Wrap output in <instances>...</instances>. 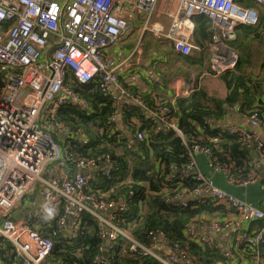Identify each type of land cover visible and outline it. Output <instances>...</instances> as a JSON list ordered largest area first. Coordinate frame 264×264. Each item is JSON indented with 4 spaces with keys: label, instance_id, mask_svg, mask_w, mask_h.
I'll list each match as a JSON object with an SVG mask.
<instances>
[{
    "label": "built area",
    "instance_id": "obj_1",
    "mask_svg": "<svg viewBox=\"0 0 264 264\" xmlns=\"http://www.w3.org/2000/svg\"><path fill=\"white\" fill-rule=\"evenodd\" d=\"M161 1L0 0V242L13 248L17 264L48 262L53 242L44 236V231L50 227L51 215L58 207L62 214L55 222L57 233L69 241L76 239L85 214L94 218L102 240L100 254L93 261L96 264L112 261L118 238L128 242L117 251L123 258H151L160 264H195L193 257L177 243H167L161 233L146 245L133 239L120 219L128 208L127 201L122 197L108 200L106 192L91 190V183L98 176L108 177L117 170L109 155L74 161L44 128L46 120L59 109L70 105H77L81 110L90 108L89 102L81 100L67 85L66 79L71 75L83 86L100 82L102 92L114 105L119 106L122 99L129 100L142 113L150 115L153 126L158 124L165 133L172 131L181 137L176 109L162 106L151 111L146 103L127 93L119 83L122 64L105 58V49L137 31L138 43L145 34H151L157 40L170 42L175 53L190 56L201 49L193 41L194 19L203 17L210 22L208 46L213 55L212 70L222 73L231 69L237 60L231 52L230 60L224 62L220 54L224 43L235 39L237 27H256L259 12L240 7L236 0H172L176 2L174 11L163 12L159 9ZM254 2L264 8V0ZM161 16L167 19L166 27L158 20ZM5 24L9 26L3 30ZM124 112L118 109L106 126L118 125L129 141L143 140L145 134L140 126L122 125ZM248 120L252 128L263 131L264 121L257 112ZM50 126L62 140L85 143V136L79 130ZM219 129L212 143L230 136L253 141L264 169V139L259 134L237 124ZM186 147L190 162L181 172L173 165L162 169V188L168 192L176 189L174 195L164 199L165 209L186 208L196 201V207L233 210L238 222H261L249 232L236 233L226 248L199 234L196 227L219 234L231 226L232 220L218 222L201 218L199 224L187 226L186 237L203 251L217 252L224 261L215 264H264V211L221 190L199 173L195 157L202 154L209 160L208 149L198 145ZM70 164H74L71 169ZM210 165L229 185L245 186L254 180L237 182L229 175V168L217 163ZM155 168L160 170L156 163ZM189 177L201 185L191 191L180 190L182 181ZM247 255L251 258L245 260Z\"/></svg>",
    "mask_w": 264,
    "mask_h": 264
},
{
    "label": "trees",
    "instance_id": "obj_2",
    "mask_svg": "<svg viewBox=\"0 0 264 264\" xmlns=\"http://www.w3.org/2000/svg\"><path fill=\"white\" fill-rule=\"evenodd\" d=\"M236 4L243 8L259 7V24L256 27H242V34H238V40L233 44L237 51L238 62L233 70L222 73L221 79L225 83L228 94L224 100L207 97L202 90L195 91L189 96L179 98L172 105L170 101H162L154 104V101L139 97L151 111H157L162 106L176 109V125L181 133L178 137L174 132L165 133L156 131L149 119L142 113L138 106H133L130 112H124L121 117L123 126L136 127L134 120L141 123L140 131L144 132L143 140L132 139L129 141L122 134L118 125L111 128L106 122L118 110L106 94L102 92L101 83L95 81L89 85H79L75 79L68 75L67 85L78 94L81 100H86L90 108L81 110L77 105H70L59 109L53 116L46 120L44 128L55 138L58 144L68 151L74 161L99 155H109L111 162L117 170H113L108 177L98 176L91 183V190L106 192L108 200H116L119 197L125 199L128 204L124 214L120 216L124 220L123 226L128 229L130 236L136 241L149 244L151 238L159 233L167 243H177L186 251L189 257L194 258L195 264H215L224 261L217 252L203 251V248L186 237L187 226L191 223H200L201 218L213 219L219 208L190 202L189 206L180 209H165L164 199L174 195L176 189L168 191L162 188L164 177L162 169L173 165L182 169L189 162L187 147L198 145L210 151L209 162L217 163L229 168L230 176L237 182L256 179L257 166L253 162L251 153L255 152L256 144L253 141H245L235 136L225 137L219 143H212L211 139L220 130L214 129L210 121L221 119L228 108L240 105L241 112L249 117L257 112L264 121V79L251 81L246 76V68L253 42H264V8L257 5L254 0H236ZM196 31L202 33L210 27V23L203 17L194 19ZM9 24L3 25L5 30ZM200 45V44H199ZM122 88L132 95L128 87L121 83ZM136 96V95H135ZM54 127H67L72 131L79 130L85 139V143L79 145L74 139L62 140ZM133 127V128H134ZM264 131V128H263ZM156 165L160 168L156 169ZM70 164L69 168H73ZM171 173V170L168 169ZM179 177L178 174L175 175ZM180 190H188L199 187L200 182L193 181L190 177L182 181ZM174 189V190H173ZM62 214L61 207L51 215L50 227L45 229L44 236L53 242V248L48 258L50 264H96L94 258L100 254L99 247L102 240L94 218L85 214L82 225L74 241L64 239L57 233L55 222ZM237 215V214H236ZM258 222L257 225H261ZM128 242L118 238L114 251L116 256L109 264H160L158 261L145 258L131 260L123 258L118 250L126 246ZM264 252V247L262 249ZM8 255V256H7ZM251 255L244 259L248 260ZM17 261L14 258L13 248L6 242H0V264H11Z\"/></svg>",
    "mask_w": 264,
    "mask_h": 264
},
{
    "label": "crops",
    "instance_id": "obj_3",
    "mask_svg": "<svg viewBox=\"0 0 264 264\" xmlns=\"http://www.w3.org/2000/svg\"><path fill=\"white\" fill-rule=\"evenodd\" d=\"M175 5V1L162 0L159 4V9L163 12H173ZM158 20H161L165 27L167 26V19L163 16L158 18ZM210 33V27L206 29V32L202 33L200 30L196 31L195 26L193 41L201 49L194 51L190 56H181L175 53L170 42L157 40L151 34H145L138 43L139 34L137 31L121 40L115 46L105 49L104 56L112 60L114 64H122L118 72L119 81L126 85L128 90L136 95L131 94L132 97L139 101H142L139 98L141 97L154 101L156 105L162 101H170L172 103L176 99L187 97L191 93L200 90L209 98L224 100L228 94V89L221 79V75L224 72L218 73L212 70L211 67L213 65V55L208 46L211 43ZM238 34H242V31L237 27L235 29V39L224 43V49L220 52L225 59L224 62L230 60L231 52L236 54V63L238 62L237 51L233 46V43L238 40ZM136 46H138V49H135ZM125 59H127L126 64H124ZM249 62L250 64L246 68L248 80L264 79L263 41L255 40L253 42ZM234 66L227 71L233 70ZM261 99L264 102V96ZM133 106H136L135 104L133 105V102L122 99L119 102L118 109L121 110V113L122 111L130 112ZM241 111L240 105L228 108L221 119L211 120L210 124L217 128H223L230 124L238 125V121L249 122L248 117H246L247 114ZM143 114L146 116V120L149 119L151 121V117L147 112ZM134 124L137 126L142 125L136 120H134ZM155 129L162 132L163 128L156 124ZM259 135L264 139V131L261 130ZM253 153H251V156L257 166V177L245 186L229 185L220 173L213 170L208 159L202 154L195 157V162L199 173L216 187L264 211V169L260 166L257 154L253 155ZM219 209L222 210L219 213L216 212L213 219L218 222L232 220V224L227 230L217 234L212 230L196 227V231L211 238L223 248L232 244L236 233L249 232L258 224L256 221L238 222L235 211L225 207Z\"/></svg>",
    "mask_w": 264,
    "mask_h": 264
},
{
    "label": "water",
    "instance_id": "obj_4",
    "mask_svg": "<svg viewBox=\"0 0 264 264\" xmlns=\"http://www.w3.org/2000/svg\"><path fill=\"white\" fill-rule=\"evenodd\" d=\"M238 125L240 126H243V127H246L247 129L249 130H252L254 133L256 134H260L261 130L260 129H255V128H252L250 126V123L249 122H243V121H238ZM61 139H64L63 137H61ZM253 155H256V153H253ZM177 172H181L180 169L177 170ZM104 257H107V253L103 255ZM45 264H50L49 262H45Z\"/></svg>",
    "mask_w": 264,
    "mask_h": 264
},
{
    "label": "rangeland",
    "instance_id": "obj_5",
    "mask_svg": "<svg viewBox=\"0 0 264 264\" xmlns=\"http://www.w3.org/2000/svg\"><path fill=\"white\" fill-rule=\"evenodd\" d=\"M253 9H256L258 12H260L261 10H263V9H261V8H259V7H254ZM8 256V255H7Z\"/></svg>",
    "mask_w": 264,
    "mask_h": 264
}]
</instances>
